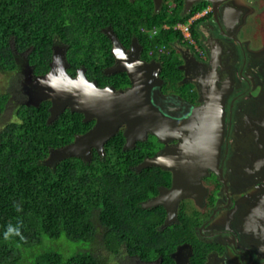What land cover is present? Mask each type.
<instances>
[{
  "label": "trees",
  "instance_id": "1",
  "mask_svg": "<svg viewBox=\"0 0 264 264\" xmlns=\"http://www.w3.org/2000/svg\"><path fill=\"white\" fill-rule=\"evenodd\" d=\"M169 2L155 13L152 0H0V73L14 83L15 52L26 53L35 74L45 73L52 44L59 40L67 46L72 75L80 67L98 86L124 88L130 85L124 71L104 73L114 63L104 32L110 27L125 49L136 36L140 58L158 60L160 77L171 86L180 80L181 71L177 57L166 50L182 39L172 26L186 22L205 4L182 15L181 1L168 13ZM165 24L167 29L162 28ZM153 28L156 32L150 35ZM160 46L164 48L158 53ZM13 96L1 86L0 264H106L91 248L96 239L111 254L122 250L141 259L160 255L162 264H172L169 252L189 236L191 224L181 220L158 230L163 208L140 205L156 192L157 176L151 167L133 170L150 142L123 149L119 131L104 144V155L93 151L89 162L70 157L46 165L49 149L71 142L92 121L83 122L81 113L66 109L47 123L48 100L38 106L19 102L4 119ZM9 226L19 229L20 235L11 234L6 240Z\"/></svg>",
  "mask_w": 264,
  "mask_h": 264
},
{
  "label": "flooded vegetation",
  "instance_id": "2",
  "mask_svg": "<svg viewBox=\"0 0 264 264\" xmlns=\"http://www.w3.org/2000/svg\"><path fill=\"white\" fill-rule=\"evenodd\" d=\"M177 1L182 2L180 14L183 15L185 0H174V6ZM164 2L166 0H162V5ZM203 3L206 11L190 27L193 46L185 45L182 40L170 44L177 57V68L181 71L180 80L165 86L159 72L163 81L155 95L164 110L180 116L206 99L208 87L203 89L202 83L204 81L205 84L209 77L215 78V92L224 101L223 136L214 169L208 168V173L201 178L206 192L200 203L197 204L191 197L181 199L176 207L175 221L165 226V209L157 205L164 211L157 229L163 230L179 224L181 220L191 224L189 236L169 252L172 264H176L175 259H185L189 264H264V0H200L192 5L190 11ZM134 38L137 39L132 36L130 44ZM130 44L129 48H124L126 52L130 51ZM52 47L67 49L66 44L59 40ZM14 56L15 61L21 57L26 60L25 52H15ZM27 67L30 72L28 78L20 79V84L25 81L26 86L24 92L20 88L26 97L22 103L29 101L31 81L41 75L35 74L28 63ZM109 67L104 69V73ZM161 68L162 65L160 71ZM90 121L91 126L84 132L93 126L94 120ZM124 129L125 125H122L117 132L122 133ZM137 142H150L143 153V160L175 146L178 140L161 143L147 133L144 140L136 141L135 145ZM124 144L125 138L123 149ZM95 152L104 155V146L102 154ZM150 167L157 176L156 192L140 205L157 196L160 188L169 189L172 186L171 170ZM152 207L155 206L145 209ZM125 254L136 258L139 264L163 263L160 255L141 259Z\"/></svg>",
  "mask_w": 264,
  "mask_h": 264
},
{
  "label": "water",
  "instance_id": "3",
  "mask_svg": "<svg viewBox=\"0 0 264 264\" xmlns=\"http://www.w3.org/2000/svg\"><path fill=\"white\" fill-rule=\"evenodd\" d=\"M200 0H185L183 15L190 12L192 5ZM208 1V0H206ZM154 12L158 13L162 0H152ZM111 42V53L115 63L105 73L124 71L130 85L115 89L111 85L100 87L95 80H89L84 68H77L74 75L66 59V47H52L48 70L37 75L30 83V100L25 105L38 106L48 100L47 123L54 121L64 110L82 114V120H94L93 126L83 134L57 148L49 149L44 163L55 165L70 157L90 161L91 150L103 153L104 143L114 136L122 125L125 138L124 149L143 141L147 133L154 135L161 143L176 139L178 143L163 149L159 155L146 157L136 165L140 171L150 166H159L172 171V186L160 188L157 196L146 200L142 207L162 205L166 212L163 226L176 219L178 202L191 197L200 203L205 189L201 184L207 169H214L224 127V101L215 92L216 79L203 81L207 88L206 99L178 116L164 110L158 101L156 91L162 84L159 77L160 63L140 59V46L134 38L130 51L126 52L112 29L104 30ZM264 222V221H263ZM175 254L172 255L174 257ZM176 264H189L185 259H175Z\"/></svg>",
  "mask_w": 264,
  "mask_h": 264
},
{
  "label": "rangeland",
  "instance_id": "4",
  "mask_svg": "<svg viewBox=\"0 0 264 264\" xmlns=\"http://www.w3.org/2000/svg\"><path fill=\"white\" fill-rule=\"evenodd\" d=\"M166 52H170L171 54L175 55V52L173 51L172 48L166 50ZM17 56L20 57L19 55ZM16 63L18 67L16 68V71L13 72L15 73L14 75H16V79L14 80V83L10 81L8 82L7 79H5L4 74L0 73V88L1 86L5 89L7 88V90H10V92L14 95L13 97L10 98L11 101L8 105V110L4 116V119H8L12 115V111L14 107L19 102H22L26 99V97L24 96L25 94L22 93L24 92V89H26V86L24 84L25 81L23 82V84H20V79L22 80L23 77L28 78V74L30 72L24 57L17 58ZM20 88L22 89V92ZM28 100H30V96H28ZM98 228L100 233L102 230L99 226ZM98 238H100V234ZM91 248L94 254H96L100 258L105 259L106 264H139L136 258L128 257L122 250H120L117 254H111L112 253L111 250L107 249L104 243H102L99 239H96L95 242L91 243Z\"/></svg>",
  "mask_w": 264,
  "mask_h": 264
},
{
  "label": "built area",
  "instance_id": "5",
  "mask_svg": "<svg viewBox=\"0 0 264 264\" xmlns=\"http://www.w3.org/2000/svg\"><path fill=\"white\" fill-rule=\"evenodd\" d=\"M174 5H175L174 0H170V2H169L168 5H167V12H168V13H170L171 10L175 7ZM205 11H206V8H203L202 10H200V11L194 13L193 15H191L190 17H188V19H187L186 22H177L176 24H174V25L172 26L173 30H175V31H177V32L180 33V35L182 36V41H183L184 43H186L187 45H192V46H193V44H194V41H193V39H192V37H191V35H190V27H191L193 21H194V20H195L200 14H202V13L205 12ZM162 28L167 29V28H168V25L165 24V25H163ZM155 32H156V29L153 28V29L150 31V35L155 34ZM162 48H163V47L158 48V50H157L158 53L162 52ZM152 54H153V51L150 50V51L148 52V55H152Z\"/></svg>",
  "mask_w": 264,
  "mask_h": 264
},
{
  "label": "clouds",
  "instance_id": "6",
  "mask_svg": "<svg viewBox=\"0 0 264 264\" xmlns=\"http://www.w3.org/2000/svg\"><path fill=\"white\" fill-rule=\"evenodd\" d=\"M203 9V8H202ZM201 9V10H202ZM198 12V11H197ZM190 13V12H189ZM196 13V12H195ZM188 14V13H187ZM184 15H186V14H184ZM193 15V14H192ZM169 27V26H168ZM151 31V30H150ZM182 40V39H181ZM185 45H186V43H185ZM160 47H163V46H160ZM160 47H158V48H160ZM164 48V47H163ZM150 51V50H149ZM148 51V52H149ZM148 56H151V55H148ZM11 234H15V235H20V232H19V229H14V228H12L11 226H9V228H8V230L5 232V239L7 240L8 238H9V236L11 235ZM21 239H23V236H21Z\"/></svg>",
  "mask_w": 264,
  "mask_h": 264
}]
</instances>
